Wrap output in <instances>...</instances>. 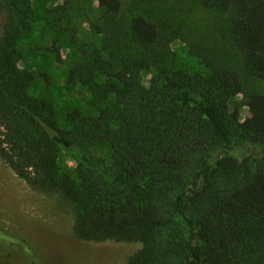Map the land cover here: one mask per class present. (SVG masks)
<instances>
[{"label": "trees", "instance_id": "16d2710c", "mask_svg": "<svg viewBox=\"0 0 264 264\" xmlns=\"http://www.w3.org/2000/svg\"><path fill=\"white\" fill-rule=\"evenodd\" d=\"M91 1L105 10L96 26L102 44L80 47L70 82L112 108L67 112L65 129L48 101L30 95L35 79L19 66L18 44L35 18L31 0H0V158L33 190L63 203L79 239L140 243L127 264H264V93L248 97L253 117L241 123L231 103L244 94L238 70H173L157 49V23L142 14L128 19L124 0ZM201 2L230 16L227 38L250 76L264 82V0ZM237 143L263 154L240 159ZM63 150L76 158L70 174L61 172ZM0 264L41 263L0 230Z\"/></svg>", "mask_w": 264, "mask_h": 264}, {"label": "rangeland", "instance_id": "374dc122", "mask_svg": "<svg viewBox=\"0 0 264 264\" xmlns=\"http://www.w3.org/2000/svg\"><path fill=\"white\" fill-rule=\"evenodd\" d=\"M124 1L128 19L142 14L158 24L162 40L157 49L173 70L206 75L211 66L222 64L238 70L244 94L231 103L240 111L241 123L253 117L246 103L250 95L264 93V82L250 76L239 51L227 38L229 15L206 9L201 0H155L141 5ZM31 4L35 13L32 32L18 44L19 66L35 79L30 95L48 101L65 129L69 128L67 112L80 110L90 115L112 108L111 100L97 105L87 88L70 82L71 71L82 62L80 47L92 52L102 44L96 26L104 25L105 10L91 0H31ZM2 22L0 11V38ZM42 74L50 76V85ZM233 153L240 159L254 160L263 150L237 143ZM75 166L76 158L63 150L62 174L72 173ZM74 224V217L61 201L33 190L0 158V230L30 246L41 264H127L142 248L138 242L79 239Z\"/></svg>", "mask_w": 264, "mask_h": 264}]
</instances>
